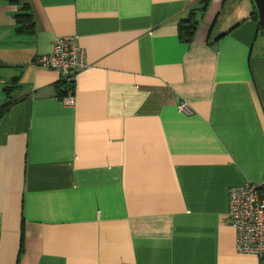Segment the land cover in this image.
I'll use <instances>...</instances> for the list:
<instances>
[{"label": "crops", "instance_id": "1", "mask_svg": "<svg viewBox=\"0 0 264 264\" xmlns=\"http://www.w3.org/2000/svg\"><path fill=\"white\" fill-rule=\"evenodd\" d=\"M71 35L74 105L34 63ZM263 176L255 0H0V264H261L229 207Z\"/></svg>", "mask_w": 264, "mask_h": 264}, {"label": "built area", "instance_id": "2", "mask_svg": "<svg viewBox=\"0 0 264 264\" xmlns=\"http://www.w3.org/2000/svg\"><path fill=\"white\" fill-rule=\"evenodd\" d=\"M34 63L56 70L60 80L72 84L88 66L85 49L77 35L56 38L51 52L36 57ZM63 100L66 104L74 105L75 89L70 88ZM179 109L190 111L185 101L179 104ZM229 222L236 229L237 250L257 255L264 264V176L260 182H247L231 188Z\"/></svg>", "mask_w": 264, "mask_h": 264}, {"label": "trees", "instance_id": "3", "mask_svg": "<svg viewBox=\"0 0 264 264\" xmlns=\"http://www.w3.org/2000/svg\"><path fill=\"white\" fill-rule=\"evenodd\" d=\"M28 17L29 16L26 14H21L19 16L21 21H26ZM195 28H196V22L194 20V13L191 12L189 19L182 21L180 24L179 29H180L181 38L184 39L185 41H190ZM75 84L68 83L66 80H60L59 82H57V90H58L59 96L63 99V97L67 95L68 90L70 88L75 89ZM7 109H8V105H7Z\"/></svg>", "mask_w": 264, "mask_h": 264}, {"label": "water", "instance_id": "4", "mask_svg": "<svg viewBox=\"0 0 264 264\" xmlns=\"http://www.w3.org/2000/svg\"><path fill=\"white\" fill-rule=\"evenodd\" d=\"M259 12V21L261 26L264 27V0H255Z\"/></svg>", "mask_w": 264, "mask_h": 264}]
</instances>
